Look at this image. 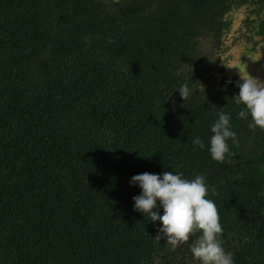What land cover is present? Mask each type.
Wrapping results in <instances>:
<instances>
[{"label": "trees", "instance_id": "16d2710c", "mask_svg": "<svg viewBox=\"0 0 264 264\" xmlns=\"http://www.w3.org/2000/svg\"><path fill=\"white\" fill-rule=\"evenodd\" d=\"M241 9L264 40V0H0V264H199L198 231L173 250L133 211L130 177L162 171L203 174L233 264H264V130L212 74Z\"/></svg>", "mask_w": 264, "mask_h": 264}, {"label": "clouds", "instance_id": "9594fccd", "mask_svg": "<svg viewBox=\"0 0 264 264\" xmlns=\"http://www.w3.org/2000/svg\"><path fill=\"white\" fill-rule=\"evenodd\" d=\"M245 72L238 69L239 82L234 86L239 91L231 97L235 104L243 105L236 115L241 120L248 119L250 131L264 130V81ZM176 90L185 101L189 86L182 83ZM209 132L207 153L210 159L225 162L229 154L227 141L237 142L229 114L217 112L216 119L209 125ZM191 144L194 150L197 147L205 149L199 136L193 137ZM129 186L140 190L131 198L133 211L142 213L154 224L159 221L156 238L160 240L162 236L165 244L174 250L198 231L199 235L189 245L193 260L199 264H233L232 254L222 247V227L215 203L207 198L209 188L203 174L187 179L180 172H144L131 176ZM260 195L264 196V190Z\"/></svg>", "mask_w": 264, "mask_h": 264}, {"label": "rangeland", "instance_id": "374dc122", "mask_svg": "<svg viewBox=\"0 0 264 264\" xmlns=\"http://www.w3.org/2000/svg\"><path fill=\"white\" fill-rule=\"evenodd\" d=\"M245 18L244 9L235 11L231 17L230 31L224 35L221 46L213 49V58L218 61L212 74L217 80L223 75L239 78V69L264 81V40L257 35L248 40L250 32L245 26Z\"/></svg>", "mask_w": 264, "mask_h": 264}]
</instances>
